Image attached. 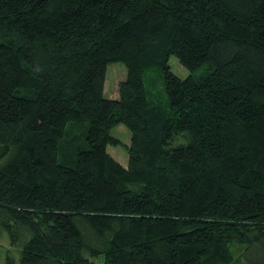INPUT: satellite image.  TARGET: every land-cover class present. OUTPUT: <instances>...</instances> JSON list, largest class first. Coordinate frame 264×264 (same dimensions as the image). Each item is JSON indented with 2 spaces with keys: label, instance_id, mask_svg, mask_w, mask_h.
<instances>
[{
  "label": "trees",
  "instance_id": "trees-1",
  "mask_svg": "<svg viewBox=\"0 0 264 264\" xmlns=\"http://www.w3.org/2000/svg\"><path fill=\"white\" fill-rule=\"evenodd\" d=\"M2 235V264H264V0H0Z\"/></svg>",
  "mask_w": 264,
  "mask_h": 264
},
{
  "label": "rangeland",
  "instance_id": "rangeland-1",
  "mask_svg": "<svg viewBox=\"0 0 264 264\" xmlns=\"http://www.w3.org/2000/svg\"><path fill=\"white\" fill-rule=\"evenodd\" d=\"M171 70L180 77H185L189 71L181 66L174 56H171L168 60ZM152 68H148V72H151ZM126 76V68L122 62L109 63L107 66V77L104 88V95L108 98H117V85L118 82L124 79ZM85 126L83 125V129ZM111 135L119 139L116 145H108V151L122 164L127 162V145L130 141V131L124 124H119L109 129ZM6 235V234H5ZM6 238V239H5ZM232 247L235 251V258L231 264H244V259L241 255L242 249ZM9 248L7 236H0V264L5 259L7 249ZM95 264L103 263V256L93 258Z\"/></svg>",
  "mask_w": 264,
  "mask_h": 264
}]
</instances>
